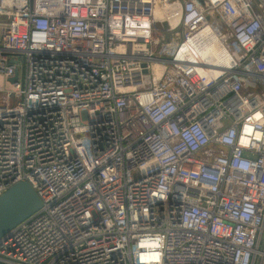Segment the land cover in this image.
Here are the masks:
<instances>
[{"label": "built area", "instance_id": "built-area-1", "mask_svg": "<svg viewBox=\"0 0 264 264\" xmlns=\"http://www.w3.org/2000/svg\"><path fill=\"white\" fill-rule=\"evenodd\" d=\"M0 79V196L42 201L0 264H264V0H0Z\"/></svg>", "mask_w": 264, "mask_h": 264}, {"label": "water", "instance_id": "water-1", "mask_svg": "<svg viewBox=\"0 0 264 264\" xmlns=\"http://www.w3.org/2000/svg\"><path fill=\"white\" fill-rule=\"evenodd\" d=\"M156 28L167 29V24L157 23ZM17 81V76L9 80ZM42 207V201L28 182H19L0 196V239L9 236L22 221L29 218Z\"/></svg>", "mask_w": 264, "mask_h": 264}, {"label": "bare ground", "instance_id": "bare-ground-1", "mask_svg": "<svg viewBox=\"0 0 264 264\" xmlns=\"http://www.w3.org/2000/svg\"><path fill=\"white\" fill-rule=\"evenodd\" d=\"M181 8L180 5H173L164 9H159L156 12V21L160 24H167L169 28H175L180 24ZM206 40V44L201 45L197 40L191 42V45H185L183 48L189 50L190 56L200 61L202 64H210L215 67L226 65L230 63L225 51L216 36L209 30H205L202 34ZM156 78H160L164 72V65L159 62H154L152 65ZM0 79V83H1Z\"/></svg>", "mask_w": 264, "mask_h": 264}, {"label": "rangeland", "instance_id": "rangeland-1", "mask_svg": "<svg viewBox=\"0 0 264 264\" xmlns=\"http://www.w3.org/2000/svg\"><path fill=\"white\" fill-rule=\"evenodd\" d=\"M153 37L155 41H158V43L156 44L155 42H153L154 53L156 57H161L164 60V62L167 63L171 61L175 52L178 49V46L183 41V25L180 22V24L178 23V25L175 26V28L168 27L167 29H165L163 26L162 28L159 29L156 28V30L153 33ZM10 99L13 103L16 102V97L14 94L11 95ZM263 246H264V236L261 247Z\"/></svg>", "mask_w": 264, "mask_h": 264}]
</instances>
